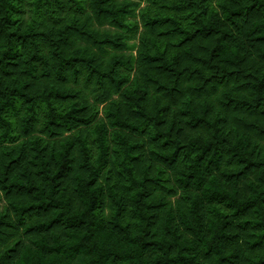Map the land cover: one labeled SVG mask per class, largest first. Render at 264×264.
<instances>
[{
	"label": "trees",
	"instance_id": "1",
	"mask_svg": "<svg viewBox=\"0 0 264 264\" xmlns=\"http://www.w3.org/2000/svg\"><path fill=\"white\" fill-rule=\"evenodd\" d=\"M0 264H264V0H0Z\"/></svg>",
	"mask_w": 264,
	"mask_h": 264
}]
</instances>
